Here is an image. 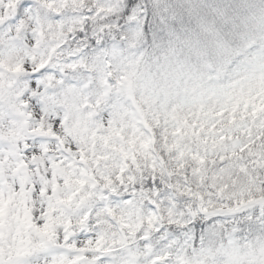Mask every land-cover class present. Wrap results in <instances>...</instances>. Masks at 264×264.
Wrapping results in <instances>:
<instances>
[{"label": "snow or ice", "instance_id": "snow-or-ice-1", "mask_svg": "<svg viewBox=\"0 0 264 264\" xmlns=\"http://www.w3.org/2000/svg\"><path fill=\"white\" fill-rule=\"evenodd\" d=\"M182 7L0 0V264H212L214 233L264 235V90L243 57L150 54Z\"/></svg>", "mask_w": 264, "mask_h": 264}, {"label": "rangeland", "instance_id": "rangeland-1", "mask_svg": "<svg viewBox=\"0 0 264 264\" xmlns=\"http://www.w3.org/2000/svg\"><path fill=\"white\" fill-rule=\"evenodd\" d=\"M181 3L183 6L182 10H177L170 17V19L176 21V26L173 27L171 23L165 26L164 41L160 37L159 40L161 42L155 43L157 47L154 46L156 49L152 48L153 50L151 49L150 54L155 57H162V59L167 61L169 57H179L182 51H190L196 53L194 57L202 60L200 57L204 55L202 47H205L209 71H215L217 74L223 75L227 67L220 71L218 69L213 70L211 67L212 63L208 58L217 59L218 48L220 47L222 51L227 53V62L230 64L236 58L235 56L230 58L233 48L237 47L238 49L236 44L233 47V38L236 37L238 39L237 36L241 34L240 32L235 36L237 31L244 30L247 37H255L253 36L254 33L248 29L249 20L245 19V15L237 16L234 11L231 12L232 7L230 11L224 10L225 2L216 4V0H194V5H192L187 4L185 0H181ZM235 4L237 7L238 5L247 6V2L243 0H236ZM230 6H233V3H230ZM236 19H239L240 22H237ZM239 23L240 27L236 28ZM175 28L177 34L173 33ZM221 37L225 39V42L221 41ZM255 41V38L250 40L248 49L253 47L257 49L258 44H255ZM161 46L165 47V51L160 48ZM262 50H264V44L260 45V51L257 52L256 50L255 54L242 55L239 50H237L238 53L236 54H239L238 57H243V63L251 66L252 72L256 77L254 81L255 87L264 90V59L259 57V53ZM246 56L249 59L246 60ZM202 61H198V63ZM177 65L181 67L180 63H177ZM245 219H250V217ZM226 236L227 238L222 240L219 232H217L208 239L206 242V251L208 252V256L205 257L206 260H211L212 264H264V235H255L250 239L247 236H234L232 233H227Z\"/></svg>", "mask_w": 264, "mask_h": 264}, {"label": "trees", "instance_id": "trees-1", "mask_svg": "<svg viewBox=\"0 0 264 264\" xmlns=\"http://www.w3.org/2000/svg\"><path fill=\"white\" fill-rule=\"evenodd\" d=\"M185 1L187 4L194 5V0H185ZM235 1L236 0H216V4L225 2L224 10L230 11V8L232 7L231 12L234 11V13L237 14V16L238 15H241V16L245 15V19H248L250 22L248 29L254 33L253 36H255V37L249 38L246 36V32L244 30H242V31L238 30L236 35H235V36H237L241 32V34L239 36H237L238 39H236V37L233 38V47L237 45L238 49H237V47L233 48L230 58H234V56L235 57L239 56V54H236V53H238L237 50H239V52L242 53V55H247L249 53V50H250V49H248V46H250V40H252L254 38L256 40L255 44H258V47L256 49L257 52L260 51V45L264 44V39H263L264 38V0H251V1L243 0L244 2H247V6H239L238 5V7L236 6ZM227 2H229V3L227 4ZM212 3H214V1H212ZM230 3L231 4L233 3V6H230ZM240 7H242V8H240ZM243 7H245V8H243ZM191 21L193 22V20H191ZM236 21L240 22L239 19H236ZM239 27H240V23L236 25V28H239ZM184 28L188 29L187 27H184ZM173 33L177 34L176 28L174 29ZM159 38H157V40H155L153 47H152L153 49H156V48H154V46H156V44H155L156 42H158V41L161 42L159 40ZM161 38L164 41L163 36H161ZM221 41L225 42V39L224 38L222 39V37H221ZM202 48L204 51V55L200 56V57L202 58L203 61L194 57V56H196V53L190 52V51H184V52L182 51V53H180L179 57H176V58L169 57V58H167V61H169L171 64H176V65H177V63L178 64L180 63L181 67L184 69L185 72H187V73H189V74H191L197 78L204 77L209 72V67L207 66V64H208L207 50L205 47H202ZM161 49L163 51H165L164 46H162ZM159 58L162 59V57H159ZM216 58H217V59H215L216 62H215V60H212V58H208L212 63L211 67L213 70L218 69L220 71L229 65V62H227L228 61L227 53L225 51H222L220 47L218 48V56ZM245 59L247 60L249 58L246 56ZM162 60H164V59H162ZM198 61H202V62L198 63ZM205 62H206V64H205ZM214 62H215V64H213ZM177 66H179V65H177Z\"/></svg>", "mask_w": 264, "mask_h": 264}]
</instances>
